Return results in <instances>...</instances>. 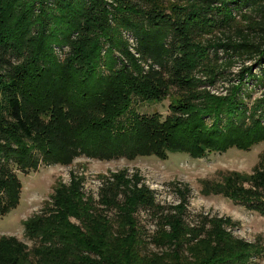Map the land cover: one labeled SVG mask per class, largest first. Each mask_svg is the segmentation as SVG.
<instances>
[{
	"label": "trees",
	"instance_id": "obj_1",
	"mask_svg": "<svg viewBox=\"0 0 264 264\" xmlns=\"http://www.w3.org/2000/svg\"><path fill=\"white\" fill-rule=\"evenodd\" d=\"M144 5L0 0V216L20 201L22 184L13 166L28 173L41 165L69 166L82 157H202L264 142L260 119L245 128L238 124L244 115L236 116L250 98L244 90L248 80L264 85V0H200L187 16L162 0H144ZM200 22L221 24L214 30L222 37L206 32L213 38L199 47L187 42L196 37L192 25ZM165 25L166 34L173 33L171 43L163 36ZM122 30L132 32L141 57L151 58L160 70L143 72ZM65 47L61 59L57 48ZM211 53L218 67L205 69L211 83L236 59L254 63L229 81L235 84L226 97L198 92L201 84L191 75ZM175 88L198 96L172 104L166 119L132 111L135 99L162 102ZM260 107L264 112V100ZM126 174H112L98 200L84 191V177L57 182L51 202L24 222V236L34 245L0 237V264H245L257 251L228 231L195 242L173 216L163 219L171 231L160 219L156 235L145 233L136 213L152 208L153 198L138 188L139 179L132 182ZM216 192L264 215V153L253 174L225 176Z\"/></svg>",
	"mask_w": 264,
	"mask_h": 264
},
{
	"label": "rangeland",
	"instance_id": "obj_2",
	"mask_svg": "<svg viewBox=\"0 0 264 264\" xmlns=\"http://www.w3.org/2000/svg\"><path fill=\"white\" fill-rule=\"evenodd\" d=\"M132 1L142 3L143 7L145 6L144 0ZM162 1L169 8H173L178 15L187 16L191 10L196 8L200 0ZM198 24L200 25H192L197 30L192 32L196 37L188 39L187 42H190V44L195 42V46L199 47L198 42H206L205 40L213 38L209 35L213 33H217L216 37H222V33L214 30L221 24L216 23L214 25V23H211V26L201 22ZM163 30V36L167 35L168 43H171L173 33L166 34V25ZM206 32L211 33L207 34ZM121 37L129 46L130 51L140 60L144 73L154 69L160 70L151 58H144L143 55L141 57L136 38L131 31L122 30ZM66 51V47L63 49L57 48L59 58L63 59ZM115 54L123 62L120 53L115 52ZM213 54L211 53L206 63H199L192 70L191 75L201 84L200 89L197 90L198 92L205 90L204 92H208L217 98L226 97L229 88L232 84H235L229 81L236 79L244 65L250 66L254 63L244 64V60L236 59L238 61L234 66L227 67L225 74L218 76L211 83L205 69L218 68L216 57ZM102 71L106 72L107 70L103 67ZM165 78L168 77L165 75ZM255 86L254 80H248L244 90L249 91L250 98L245 103L246 106L241 108L240 113H236V116H241V118L244 115V123L241 119L238 124L240 126L243 124L245 128L251 126L254 121H259V119L261 126L264 128V112L262 111L263 107H260V102L264 100V85ZM190 92L194 94V91L191 90ZM197 96L196 94L188 95L187 91L175 88L169 92L162 102L156 103L135 99L132 104V111L134 110L139 115H159L166 119L172 115V104L178 103V101L192 102V99ZM207 123L211 125L209 119ZM27 143L29 146L33 144L30 141ZM263 153L264 142H260L249 150L231 147L226 151L206 152L202 157H193L185 153H169L167 158L139 157L134 161L126 159L100 161L82 157L76 159L69 166L41 165L37 170L28 173H24L13 166L22 184V192L18 206L11 209L6 215L0 216V237L14 236L29 247L33 246L34 243L24 236V222L40 214L46 204L51 202L50 197L54 193L57 182L62 181L64 184H69L72 175L84 177V191L87 195L98 200L101 187L107 183L108 179H112V174L126 170V179L132 182L139 179L138 188L148 189L153 198L154 205L151 206L152 208L143 207L136 213V219L140 222L145 233L156 235L161 225L160 219L164 222L163 227L165 230L171 231L170 224L165 223L166 221L163 219L173 216V219L181 221L188 237L191 240H196L195 242L198 241V238H203L211 233L227 235V231L231 232L239 240L246 241L258 248L245 264H264V215L255 208L242 203V201L227 198L216 192V185L221 184L222 178L225 176L233 173L253 174L254 169L261 161ZM227 220L230 221L231 225L227 226ZM169 221L173 223L172 220ZM191 233L195 234L196 237L191 238Z\"/></svg>",
	"mask_w": 264,
	"mask_h": 264
}]
</instances>
